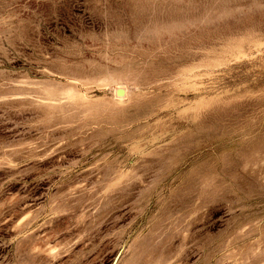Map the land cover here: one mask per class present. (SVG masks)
Returning <instances> with one entry per match:
<instances>
[{
	"label": "rangeland",
	"instance_id": "374dc122",
	"mask_svg": "<svg viewBox=\"0 0 264 264\" xmlns=\"http://www.w3.org/2000/svg\"><path fill=\"white\" fill-rule=\"evenodd\" d=\"M0 264H264V0H0Z\"/></svg>",
	"mask_w": 264,
	"mask_h": 264
},
{
	"label": "water",
	"instance_id": "95a60500",
	"mask_svg": "<svg viewBox=\"0 0 264 264\" xmlns=\"http://www.w3.org/2000/svg\"><path fill=\"white\" fill-rule=\"evenodd\" d=\"M116 94H117V96H122L123 95V91L122 90H117Z\"/></svg>",
	"mask_w": 264,
	"mask_h": 264
},
{
	"label": "bare ground",
	"instance_id": "6f19581e",
	"mask_svg": "<svg viewBox=\"0 0 264 264\" xmlns=\"http://www.w3.org/2000/svg\"><path fill=\"white\" fill-rule=\"evenodd\" d=\"M121 90V89H120ZM123 91V90H122Z\"/></svg>",
	"mask_w": 264,
	"mask_h": 264
}]
</instances>
